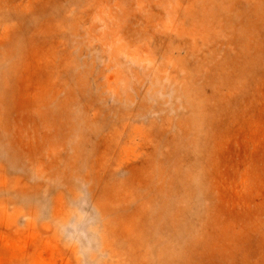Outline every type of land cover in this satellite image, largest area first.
Masks as SVG:
<instances>
[{
	"label": "rangeland",
	"instance_id": "obj_1",
	"mask_svg": "<svg viewBox=\"0 0 264 264\" xmlns=\"http://www.w3.org/2000/svg\"><path fill=\"white\" fill-rule=\"evenodd\" d=\"M0 264H264V0H0Z\"/></svg>",
	"mask_w": 264,
	"mask_h": 264
}]
</instances>
